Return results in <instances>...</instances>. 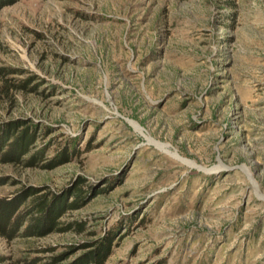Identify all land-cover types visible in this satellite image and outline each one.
<instances>
[{"label": "rangeland", "instance_id": "obj_1", "mask_svg": "<svg viewBox=\"0 0 264 264\" xmlns=\"http://www.w3.org/2000/svg\"><path fill=\"white\" fill-rule=\"evenodd\" d=\"M0 69V125L71 147L0 161V200L84 201L82 231L0 235V264H264V0H12Z\"/></svg>", "mask_w": 264, "mask_h": 264}, {"label": "trees", "instance_id": "obj_2", "mask_svg": "<svg viewBox=\"0 0 264 264\" xmlns=\"http://www.w3.org/2000/svg\"><path fill=\"white\" fill-rule=\"evenodd\" d=\"M11 2L12 0H0V9ZM12 73H18V71L0 69V76L2 77H7ZM28 84H30L29 81L25 82L24 85L16 86V88L26 90ZM9 91L6 84L1 87L0 103L4 99V94L8 95ZM27 124V122L21 121L0 125L1 162H16L24 164L26 167H40L53 170L71 161V157L69 156L71 147L57 151V154L49 160L43 159L49 151V145H44L38 151L33 152L32 148L36 147L41 134L37 130L28 127ZM27 155L30 156L29 159H24V156ZM76 189L77 192L75 193L74 191L76 197L71 202H69V199H65V197L51 200L48 196H39V192L31 191L21 192L15 200H0V235L8 239H13L17 236L23 238H41L53 233L67 232L74 226L79 231H82L83 227L80 224H68L64 226L60 223L62 212L76 210L84 202L79 194L81 185ZM25 224H27L26 227L22 228ZM21 229L22 231L20 232ZM92 246L98 247L99 245L96 243ZM109 253L110 248L105 245L103 249H98L83 258L80 264H105ZM62 260V258L56 257L48 264H59ZM36 263L32 261L29 264Z\"/></svg>", "mask_w": 264, "mask_h": 264}]
</instances>
